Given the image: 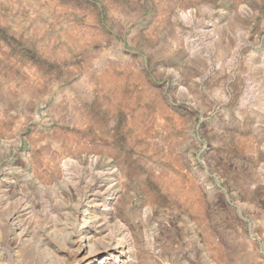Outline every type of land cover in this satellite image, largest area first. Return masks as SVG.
Wrapping results in <instances>:
<instances>
[{
  "label": "rangeland",
  "instance_id": "1",
  "mask_svg": "<svg viewBox=\"0 0 264 264\" xmlns=\"http://www.w3.org/2000/svg\"><path fill=\"white\" fill-rule=\"evenodd\" d=\"M87 223L116 264H264V0H0V264Z\"/></svg>",
  "mask_w": 264,
  "mask_h": 264
},
{
  "label": "bare ground",
  "instance_id": "2",
  "mask_svg": "<svg viewBox=\"0 0 264 264\" xmlns=\"http://www.w3.org/2000/svg\"><path fill=\"white\" fill-rule=\"evenodd\" d=\"M10 221H12V232L16 236L15 239L21 242V239L26 235L23 224L14 216ZM93 228L90 223H87V228L84 227L76 241H71L72 238L67 239L68 247L74 249L72 264H104L105 260L107 264H116L118 256H122L127 250L125 234L118 230L115 233L107 234L104 239L97 240ZM120 264H125V262L120 260Z\"/></svg>",
  "mask_w": 264,
  "mask_h": 264
}]
</instances>
